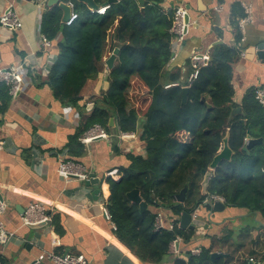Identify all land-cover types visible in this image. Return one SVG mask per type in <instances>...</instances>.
Instances as JSON below:
<instances>
[{
  "label": "trees",
  "instance_id": "16d2710c",
  "mask_svg": "<svg viewBox=\"0 0 264 264\" xmlns=\"http://www.w3.org/2000/svg\"><path fill=\"white\" fill-rule=\"evenodd\" d=\"M71 1L78 20L66 26L62 23L63 10L57 7L44 14L41 32L57 42L59 49L44 84L58 102L82 113L81 124L70 139L77 146L72 160L83 154L79 139L94 125L118 136L141 131L145 144V157L126 154L130 165L120 169L123 176L119 181L107 178L111 191L108 209L118 237L129 238L141 260L158 263L167 258L176 236L189 241L194 233L180 228L182 213L193 214L195 207L210 196L223 197L228 207L247 209L264 218V143L243 150L249 136L264 139V107L251 90L243 109L236 112L234 108L231 63L237 60L236 50L224 45L215 48L212 61L201 67L188 101L182 105L185 86L181 70L168 69L173 55L170 30L174 11L164 10L163 0H145L143 10L137 0H120L104 15L77 0L64 3ZM107 1L94 0L98 8ZM117 48L120 53L106 75V89L88 97L80 107L88 82L98 77L100 65ZM175 83L180 86L165 88ZM10 101L8 87L0 82V114ZM90 105L92 109L85 116L83 111ZM111 118L115 127L110 126ZM227 134L234 155L231 161H221L210 178L207 195H203L205 173ZM185 187L186 200L178 204L173 198ZM136 188L148 205L156 197L159 207L177 217L173 231H155V214L149 209L141 211L139 205L130 202L127 194ZM206 259L204 254L189 262L203 264ZM177 263L185 264L181 260Z\"/></svg>",
  "mask_w": 264,
  "mask_h": 264
},
{
  "label": "crops",
  "instance_id": "0c3cea01",
  "mask_svg": "<svg viewBox=\"0 0 264 264\" xmlns=\"http://www.w3.org/2000/svg\"><path fill=\"white\" fill-rule=\"evenodd\" d=\"M49 3L50 0H45L40 14L31 2L0 0V15L13 4L23 23L19 30L0 26V69L16 68L23 76L21 92L11 98L7 110L0 114V141L6 143L0 149V198L8 206L2 221L6 230L15 234L7 245L0 244L1 264H32L44 251L83 254L90 264H178L177 260L190 264V258L204 254L208 259L203 264H250V259L264 264L262 215L227 205L223 212H212L205 206L207 198L194 209L191 224L195 229L190 240L178 236L182 239L179 258L169 248L167 258L158 263L146 262L134 252L138 250L129 238L118 237L103 216L100 203L103 198L108 202L111 195L107 174L114 172L111 178L119 181L123 176L120 169L130 165L126 154L146 156L141 131L134 140L122 141L115 132L108 133V140L97 139L89 144H83L82 137L79 139L83 154L73 158L90 174L101 178L98 200L93 196L94 188L85 182L65 181L59 176V162L72 160L71 153L77 147L70 139L81 124L82 113L78 108L58 102L51 88L44 84L59 55L57 42L49 40V46L41 42L44 14L59 8ZM244 3L252 5L254 22L247 26L246 41L240 46L239 22L245 16ZM180 6L188 10L195 25L168 69L179 68L183 82L192 72L194 54L208 55L212 61L217 46L235 49L237 60L231 63L232 100L236 112H240L249 92L264 87V60L257 55V47L264 43V0H163L162 3L166 11ZM217 7L220 11H216ZM240 48H246L245 58L241 57ZM100 67L102 72L83 91L80 107L88 97L106 89V75L110 70L106 62ZM88 111H83L85 116ZM35 202L46 207L52 217L51 225L23 226L21 216ZM145 204L155 218L160 211L164 213L166 226L177 218L171 211L159 207L156 197L152 205ZM194 249H199L200 254H193ZM215 252L226 255L212 260ZM43 264L53 263L47 260Z\"/></svg>",
  "mask_w": 264,
  "mask_h": 264
},
{
  "label": "built area",
  "instance_id": "2783aa9c",
  "mask_svg": "<svg viewBox=\"0 0 264 264\" xmlns=\"http://www.w3.org/2000/svg\"><path fill=\"white\" fill-rule=\"evenodd\" d=\"M25 2H31L35 4L40 14L44 10V4L45 0H20ZM68 6L71 9V15L67 22L64 24L66 26L73 25L79 18L77 12L75 11V5L74 3L68 2ZM110 6H103L101 8H97L96 10H92L93 12H96L99 15H104L107 9ZM243 8L245 10V16L240 20L239 22V28L241 31V39H240V46H242L246 41V29L247 26L252 24L254 22V14H253V8L251 4H243ZM174 11V22L173 27L170 30V33L173 35V42H172V58L171 61H174L178 58L179 55V48L185 43L188 35L189 30L191 27L195 25V22H192L188 13V10L184 7H176L173 9ZM216 11H220V8L217 7ZM0 26L10 29V30H19L22 28L23 23L18 15V12L13 7V4L10 5L6 10L0 15ZM40 30V27H39ZM43 46H49L50 41L42 35L41 39ZM241 57L245 58L247 56V50L246 48H240ZM192 72L189 74L188 78L184 80L181 83L184 84L185 87H191V85L198 79L199 72L201 67L208 65V62L210 61V57L208 55L203 54H194L192 56ZM0 82L4 83L9 90V95L11 98H15L18 96V94L21 92L22 84H23V76L18 72L16 68H9V69H0ZM180 86V83L170 84L165 86V88H171ZM255 98L258 101L259 104L264 106V87H261L255 91ZM137 134L135 133H122L119 135L120 140H134L136 138ZM109 134L100 126V125H94L91 127L81 138V142L83 144H89L90 142L94 140H108ZM245 143H247V138L245 139ZM4 141H0V149H3L5 146ZM113 173H108V177H113ZM58 174L59 176L65 180L69 181L72 179H77L82 182H87L90 177V172L87 170V168L74 160H61L58 165ZM207 200H210L211 202L220 201L225 203V200L223 197L220 196H210ZM100 207L102 210L103 216L108 220L114 229L116 231V225L114 224L112 220V214L110 213L108 209V202L106 199H102V202L100 203ZM7 203L0 198V244L1 245H7L12 238H14L15 234L13 232H10L6 230L5 225L2 221L3 215L7 211ZM22 218V224L23 226H34L39 224L44 225H51L52 223V217L48 214L46 207L41 202H35L30 204V206L25 210V212L21 216ZM196 221V220H195ZM176 227V223L173 220L168 226H166L164 222V213L160 211L154 222V229L155 231L159 230H170L173 231ZM182 239H180L178 236L170 243V252L173 254L176 258H179L178 256L181 254V250L179 247L180 242ZM192 253L195 255L200 254L199 249L192 250ZM50 261L53 264H90L87 260L86 256L83 254H56L53 252H42L38 258L32 263V264H43L44 261ZM253 259H250V264H255ZM1 264V262H0Z\"/></svg>",
  "mask_w": 264,
  "mask_h": 264
},
{
  "label": "water",
  "instance_id": "95a60500",
  "mask_svg": "<svg viewBox=\"0 0 264 264\" xmlns=\"http://www.w3.org/2000/svg\"><path fill=\"white\" fill-rule=\"evenodd\" d=\"M77 1L82 2L84 4H87L90 7V9L93 11L98 8V6L95 4L94 0H77ZM119 1L120 0H108L104 6H110V5L115 4ZM137 1H138L139 5L142 7L141 10H143L145 0H137ZM52 5H59V7L63 10V13H64L63 23L67 22L70 18V15H71V9L68 6V4L67 3H60L59 0H50L49 6H52ZM257 50H258V52H257L258 57L260 59L264 60V43L260 44L257 47ZM119 53H120V50L118 48L115 49L113 54L106 61V66L108 67V69L110 71L114 68V63H115V60L117 59ZM189 93H190V88L184 87L183 88L182 105H185L187 103ZM202 102H205V99H203ZM91 109H92V105H90L88 107V110H91ZM114 123H115V119L111 118L110 119V126L113 127ZM263 143H264V139H262V138L255 139V138H252L251 136H249L247 138V143H246L243 150L249 151L251 148H253L257 145H261ZM233 155H234V152L232 151V149L229 146V134H227L225 139L223 140L222 148L220 149L219 153L214 158V160L210 166V169L205 173V178H204V181L202 183L203 195H207V187H208V183L210 181V178L213 174L212 172H214L217 169V167L219 166L221 161H223V160L231 161ZM86 185L88 187L94 188L93 196L95 197V199L98 200L99 195L101 194V178L97 177L94 173H91L89 180L86 182ZM187 190H188V187H185L179 194L174 196V198H173L174 201L178 202V204H184V202L186 200ZM127 196L132 203L139 205V207L141 208L142 211L147 209V205L142 200V198L140 196V190L138 188L129 192L127 194ZM205 206L208 207L212 212L218 213V212H223V210L226 207V204L223 202H220V201H215L213 203L210 200H206ZM192 217H193L192 213H187V212L182 213L181 219H180V224H179L180 228L184 229V230L189 229V228L191 230H194L195 227H194V225L191 224ZM42 226H45V225L39 224V225L31 226V227L40 228ZM224 255H226V254L220 253V252H215L211 255V258H212V260H214L215 258H220ZM255 264H258V263H255Z\"/></svg>",
  "mask_w": 264,
  "mask_h": 264
}]
</instances>
